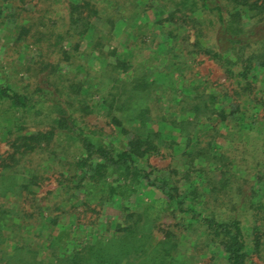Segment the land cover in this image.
<instances>
[{
    "label": "trees",
    "instance_id": "obj_1",
    "mask_svg": "<svg viewBox=\"0 0 264 264\" xmlns=\"http://www.w3.org/2000/svg\"><path fill=\"white\" fill-rule=\"evenodd\" d=\"M7 2L12 13L4 18L15 19L10 31L32 59L21 76L0 83V142L14 165L17 157L51 152L58 168L45 169L57 175L56 188L40 196L45 207L37 197L46 179L40 167L17 172L16 182L2 176L0 264H191L180 249L184 235L195 254L222 264H256L252 255L264 262V0ZM118 23L142 44L162 36L160 71L132 49L118 53ZM197 55L229 82L221 98L213 84L182 73L173 88L170 58ZM96 109L129 137L125 145L84 130ZM151 158L170 165L147 171ZM156 171L163 175L154 182ZM141 187L162 198L131 203ZM50 195L58 199L53 206ZM117 200L123 217L110 237L79 244L72 231L53 235L62 215L75 217L78 228L96 215L92 226ZM165 217L174 223L164 226Z\"/></svg>",
    "mask_w": 264,
    "mask_h": 264
},
{
    "label": "rangeland",
    "instance_id": "obj_2",
    "mask_svg": "<svg viewBox=\"0 0 264 264\" xmlns=\"http://www.w3.org/2000/svg\"><path fill=\"white\" fill-rule=\"evenodd\" d=\"M11 4L3 3V0H0V21L3 22V26H0V83H6L8 81L7 78L12 79L22 74V68L25 64L31 61V55H28L26 52V47L23 42H15V37L11 33L13 25L15 24V19L12 18H4L5 15H9L12 13ZM25 8L30 9L31 6L26 5ZM150 19L153 18V12L150 11L148 13ZM124 26L121 23L117 24L115 32L113 34L112 45L118 48V53L122 54L125 51L132 49L134 53H141L139 59L142 62H149V65L156 68L157 70H161L164 66V62L158 58V54L162 52V48L160 46V42H162L161 38L153 41L151 44L149 43L151 40L148 38L144 39L143 44L141 43V38L136 40L135 37L127 36L124 32ZM156 33L159 32L158 28H154ZM143 35V34H142ZM141 37V36H140ZM143 37H146L143 35ZM139 51V52H138ZM170 70L169 75L173 77L172 86L175 88L177 86V78L178 75L182 73V75L187 76L188 78L199 77L204 81H208L209 83L214 85L213 93L216 96H222V94L228 90L229 82L226 80L225 75L223 74L220 67L212 60L208 59L205 56H189L182 57L181 59L170 58ZM169 63H166L167 65ZM89 64L93 65L95 68L100 66V63H97L94 58L89 60ZM183 65H186L185 67ZM176 78V80H175ZM7 80V81H6ZM165 84H171L170 80L167 78ZM212 92V91H211ZM176 99V96L173 97ZM97 100V99H96ZM229 124V123H228ZM81 126L84 130L89 134L90 137L95 138L97 141H104L109 145H117L123 146L128 140V136H119L117 134V130L110 123L109 119L105 116V112L100 109H96L94 113L85 118ZM153 127L156 129L157 124H154ZM230 129L229 125H225L223 128V133H226ZM165 134L170 137H177V134H174L171 131L165 130ZM181 141V140H179ZM221 145L224 144V141H220ZM57 153L62 155L61 150H57ZM12 155V150L10 149L8 144L4 142H0V180L2 181V176L4 175L10 182H16L20 179L19 174L17 172H23L25 169H36L40 167L41 172L45 171L44 179L41 182L40 189L37 190L38 204L41 207H45V200H41L40 196H44L46 193L52 191L57 186V175H52L53 170L58 168V165L54 164L56 162L55 155L51 154V152H45L41 155L29 156L27 158H19L17 157L18 165H14L13 161H11L10 156ZM175 157V161H179ZM63 159V158H62ZM15 162V161H14ZM172 164V163H171ZM175 162L173 163V165ZM170 165L168 159L162 158H151L146 163L145 169L147 171H151V168L156 170L166 169ZM8 166H11L8 168ZM51 166L53 170H45L46 167ZM172 167V165H171ZM264 173V172H263ZM163 172L156 171L151 175V179L156 182L158 177H161ZM25 176V175H24ZM2 192L4 191L1 189ZM1 193V192H0ZM162 198V194L150 187H141L138 190V193L131 198V203H134L136 199L143 202L154 201V199ZM58 201L57 198H54L53 195L48 196L49 205L53 206L54 203ZM20 201H16L18 204ZM19 205V204H18ZM77 205V204H76ZM120 206V200L115 201L113 204H107L103 207L98 219L95 221L94 225H90V222L95 220L96 215H92V218L89 220L84 218L81 222L83 227H79L76 222V218L71 214H64L59 219V224L62 227L61 229H56L53 231V235H57L63 231H72L73 237L76 239V243H82L86 238H95V237H110L112 234V225L113 223L119 222L123 215ZM77 207V206H74ZM79 209V208H78ZM45 217L47 216V210H44ZM79 211V210H78ZM86 214L85 216H88ZM43 222V221H42ZM37 224V226L33 229V233H38L43 228V223ZM80 222V221H79ZM173 220L168 217H165L162 220V224L164 226L171 225ZM91 226V227H89ZM63 229V230H62ZM49 233V231H47ZM160 235V234H159ZM190 239L185 235L180 240V249L185 253L186 256L189 257L191 264H222L221 259L219 258H211L209 253H205V250H202V256L195 254L197 250H194V247L190 243ZM195 254V255H194ZM250 262H255L256 264H264V262L258 260L254 255L250 256Z\"/></svg>",
    "mask_w": 264,
    "mask_h": 264
}]
</instances>
